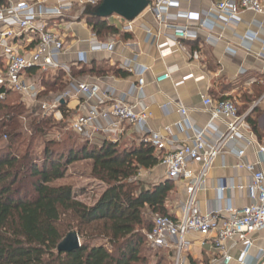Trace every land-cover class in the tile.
Segmentation results:
<instances>
[{
	"label": "crops",
	"instance_id": "crops-1",
	"mask_svg": "<svg viewBox=\"0 0 264 264\" xmlns=\"http://www.w3.org/2000/svg\"><path fill=\"white\" fill-rule=\"evenodd\" d=\"M55 3L56 0L47 2L48 5ZM214 4L215 0H189L182 4L180 10L205 15L213 9ZM88 6L75 0L73 10L69 14L50 22L51 27L58 30L65 39L66 52L60 61L71 66L74 72L85 67L88 73H77L76 76L70 77L64 75L63 83L66 89L55 93L48 92L44 81H49L50 76L62 72L50 73L45 78L39 73L29 75L30 80L36 82L40 90V100L52 101L64 92H69L71 96L62 101L59 111L63 120V111L66 112L70 124L74 117L87 112L84 97L76 94L78 83L90 82L99 84L103 89L112 88L118 98L128 104H137L138 111H144L150 116L142 128L122 124L120 135L101 132L93 135L94 143L101 144L104 140H109L119 143L122 148L138 144L151 132L166 136L170 134L174 140L173 146H179L189 142L194 132L209 128L208 140L213 143L218 141L227 132V121L218 119L211 122L210 110L203 104L205 97L215 102L221 99L232 100L242 114L252 109L250 117L256 122L259 135L254 133L248 123L249 129L244 135L251 145L242 139L227 144L209 171L204 188L197 195V204L203 214L221 212L226 215L230 208L241 210L249 206L251 201L247 191H221L220 188L224 185L237 187L250 184L251 176L235 168L239 150L246 149L243 159L245 162L258 164V168L264 170V164L259 165L257 155L258 146L264 145V100L257 104L264 96V16L246 12L238 23H230L227 26L223 19L210 22L209 28L198 30V26L193 25L197 29L196 39L181 41L183 49L170 45L165 56H161V51L164 50L162 46L174 39L173 32L157 22L151 9H147L132 21L131 32L123 30L128 21L116 15L106 19L120 33L102 40L93 34L84 18ZM178 24L182 25L184 22ZM96 41L114 42V52L97 49L94 44ZM16 45L23 52L32 50L34 46L26 38L18 41ZM81 54H85L84 61L81 60ZM127 61L132 62L134 66L148 68L146 85L142 92L135 90L138 78L124 69ZM170 68L173 69L171 80L157 83L156 79L165 75ZM181 80H184V84L175 86ZM33 106L39 108L38 103ZM181 108L187 111V118L180 113ZM255 108L257 109L253 112ZM181 123L180 128L178 124ZM193 170L197 173L199 167L194 166ZM138 180L153 185L169 181L165 169L160 165L152 170H142ZM174 184L172 194H177L178 201L173 207L169 201L167 207L173 217H179L180 209L187 199L186 185L183 182ZM186 241L181 264H225L221 252L214 248L212 239L190 233ZM167 250L173 252L174 264L175 252ZM240 254V248L232 250V260L229 264H240ZM246 264H264V230L254 236V246Z\"/></svg>",
	"mask_w": 264,
	"mask_h": 264
},
{
	"label": "built area",
	"instance_id": "built-area-1",
	"mask_svg": "<svg viewBox=\"0 0 264 264\" xmlns=\"http://www.w3.org/2000/svg\"><path fill=\"white\" fill-rule=\"evenodd\" d=\"M74 1L56 0L55 4L48 5V0H4L0 4L1 101H5L10 93L17 94L26 104L38 103L40 111L45 116H53L58 122L63 120L59 109L62 101L71 94L64 92L52 101H42L40 90L36 82L30 80L29 75L62 72L66 77L71 76L72 67L60 61L66 52L64 36L52 28L50 22L69 14L73 10ZM150 1L151 5L148 9H151L157 22L173 32L174 39L162 46L164 50L161 51V56H165L170 45L183 49L180 42L196 39L197 29L209 28L210 22L223 19L226 21V26L230 23H238L246 12L264 16V0H215L213 9L205 15L181 11L182 4L189 0ZM78 2L81 5L95 7L100 0H78ZM178 22L184 24L179 25ZM193 25H197V29ZM123 30L131 32L132 22H128ZM25 38L34 45L28 52L21 51L16 45ZM94 44L99 50L110 53L115 50V43L112 41L105 43L96 41ZM81 55V60L84 61L85 54ZM124 69L138 78L135 90L142 92L146 85L145 76L148 68L134 66L132 62L127 61ZM172 73L173 69H168L165 75L156 79V82L171 80ZM262 83L264 85V81ZM182 84L184 80L177 82L175 86ZM76 94L84 97L87 112L74 117L69 129L89 141H93L94 133L99 132L120 135L122 124L142 128L150 117L144 111H138L137 104H128L118 98L112 88L103 89L96 83H78ZM263 100L264 96L257 104ZM203 104L210 110L212 123L218 119L227 121V132L218 141L213 143L208 140L209 128L194 132L189 142L179 146H173L174 140L170 134L166 136L159 132H151L142 140L160 157L159 165L165 169L167 178L173 182L185 183L187 194L179 217L159 215L153 217L152 229L145 233L146 241L153 249L173 250L174 264H181V257L187 246L186 237L190 233H196L212 239L214 248L221 252L225 264L231 262L230 252L236 248H240L241 251L239 263L246 264L254 246V236L264 230V170L259 169L258 164L243 160L246 149L237 152L238 163L235 168L249 174L251 182L247 186L224 185L220 189L247 191L251 204L241 210L230 208L226 211V215L221 212L203 214L197 204V195L204 188L209 171L227 144L242 139L251 145V142L246 140L244 132L249 129L247 118L252 109L246 114H241L232 100L215 102L209 97L204 98ZM180 113L187 118V111L184 108H181ZM178 127L181 128L182 123L178 124ZM257 155L260 160L259 165L264 164V145L258 146ZM194 166L199 167L197 173L193 170ZM140 176L141 172L134 179Z\"/></svg>",
	"mask_w": 264,
	"mask_h": 264
},
{
	"label": "trees",
	"instance_id": "trees-1",
	"mask_svg": "<svg viewBox=\"0 0 264 264\" xmlns=\"http://www.w3.org/2000/svg\"><path fill=\"white\" fill-rule=\"evenodd\" d=\"M102 1L88 6L84 18L104 40L120 32L96 16ZM77 73L88 71L72 69L71 75ZM64 77L58 73L44 81L48 92L65 90ZM63 113L64 122L55 123L52 116L28 107L20 95L10 93L0 100V264H149L148 254L156 258L154 264H173L172 251L148 252L153 248L145 233L153 226L148 214L173 217L167 203L175 184L169 180L144 188L141 181L132 182L142 170L160 164L155 150L142 141L122 148L109 140L76 141L74 133L63 137L68 129ZM247 121L259 135L250 115ZM81 162L90 165L91 178L105 185L93 206L78 200L73 185H54ZM72 232L78 234L81 248L58 253L59 244Z\"/></svg>",
	"mask_w": 264,
	"mask_h": 264
},
{
	"label": "rangeland",
	"instance_id": "rangeland-1",
	"mask_svg": "<svg viewBox=\"0 0 264 264\" xmlns=\"http://www.w3.org/2000/svg\"><path fill=\"white\" fill-rule=\"evenodd\" d=\"M112 21H114L115 19H111ZM108 67V66H106ZM234 102V101H233ZM235 103V102H234ZM33 104V103H31ZM31 104H28V107L30 106L31 108L33 107V109H35L36 111H39L40 113H42L43 116L44 113L42 111H40L39 108H36L35 106L31 105ZM35 107V108H34ZM52 119L55 123H62L64 122L63 121H56L54 119V117L52 116ZM263 124H264V120H263ZM68 129L65 130L64 129V132H63V137L66 136V133H73L69 128V123H68ZM57 135V134H53L51 136H48V139H53L54 136ZM76 135V134H75ZM60 136H57V138H59ZM75 140L76 141H80L81 137L79 136H74ZM40 142V141H39ZM37 142V143H39ZM41 145V148H42V142L40 143ZM40 148V147H39ZM42 149H38V151H41ZM140 180V179H139ZM138 179H134L132 180V182H136L139 181ZM140 182V181H139ZM142 185L144 186V188H150L153 184H149V183H143L141 181ZM64 184H69V185H73L74 186V189H75V192L77 194V198L78 200L84 202L85 204L89 205V206H93L99 199V197L101 196V194L104 192L105 190V185L103 183H101L100 181H97L93 178H91V167L89 164L85 163V162H81V163H77V164H74L72 165L68 172H67V178L63 181H59V182H56L54 185H64ZM30 192H31V189L29 188ZM171 194L170 195V201L172 202V206L173 207L174 205H176L177 201H178V197H177V194ZM178 205V204H177ZM148 220L150 223L153 222V217L152 215L148 214ZM148 252L149 253H153L155 254L156 252H160V255L161 254H168V251L165 250V249H161V250H156V249H151L149 250L148 249ZM150 254H148V263L149 264H154V262L156 261V258L154 257H151L149 256Z\"/></svg>",
	"mask_w": 264,
	"mask_h": 264
},
{
	"label": "water",
	"instance_id": "water-1",
	"mask_svg": "<svg viewBox=\"0 0 264 264\" xmlns=\"http://www.w3.org/2000/svg\"><path fill=\"white\" fill-rule=\"evenodd\" d=\"M151 5L150 0H103L96 10L100 19L118 16L125 21L132 22L141 16ZM81 248L77 233H70L58 246V253H72Z\"/></svg>",
	"mask_w": 264,
	"mask_h": 264
}]
</instances>
